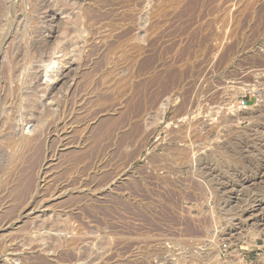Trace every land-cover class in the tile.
<instances>
[{
	"label": "rangeland",
	"instance_id": "obj_1",
	"mask_svg": "<svg viewBox=\"0 0 264 264\" xmlns=\"http://www.w3.org/2000/svg\"><path fill=\"white\" fill-rule=\"evenodd\" d=\"M0 264H264V0H0Z\"/></svg>",
	"mask_w": 264,
	"mask_h": 264
},
{
	"label": "built area",
	"instance_id": "obj_2",
	"mask_svg": "<svg viewBox=\"0 0 264 264\" xmlns=\"http://www.w3.org/2000/svg\"><path fill=\"white\" fill-rule=\"evenodd\" d=\"M239 105L243 108H247L248 104H247V99L243 98L239 101Z\"/></svg>",
	"mask_w": 264,
	"mask_h": 264
},
{
	"label": "bare ground",
	"instance_id": "obj_3",
	"mask_svg": "<svg viewBox=\"0 0 264 264\" xmlns=\"http://www.w3.org/2000/svg\"><path fill=\"white\" fill-rule=\"evenodd\" d=\"M40 110H41V109H40ZM38 116H39V115H38ZM115 127L117 128V126H115ZM115 127H114V128H115ZM111 130H112V129H111ZM111 130H109V132H110ZM114 130H115V129H114ZM109 132H108V133H109ZM106 133H107V132H106ZM110 135H111V133H110ZM100 143H101V142H100ZM98 146H99V145H98ZM39 149H41V147H40ZM42 149H43V148H42ZM42 149H41V150H42ZM42 155H43V154H42ZM42 155H41V157L39 156V157H40V159L38 158L39 160H42ZM43 156H44V155H43ZM91 164H92V163H91ZM90 166H92V165H90ZM30 178H31V177H30ZM31 179H32V178H31ZM31 179H30V180H31ZM28 180H29V179H28ZM30 180H29V181H30ZM31 181H32V180H31ZM28 183H29V182H28ZM30 183H31V182H30Z\"/></svg>",
	"mask_w": 264,
	"mask_h": 264
}]
</instances>
